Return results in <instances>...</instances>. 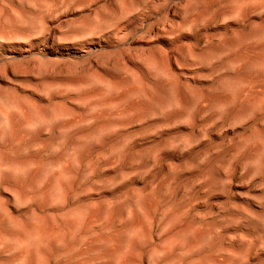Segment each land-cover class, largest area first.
Masks as SVG:
<instances>
[{
  "label": "rangeland",
  "instance_id": "374dc122",
  "mask_svg": "<svg viewBox=\"0 0 264 264\" xmlns=\"http://www.w3.org/2000/svg\"><path fill=\"white\" fill-rule=\"evenodd\" d=\"M0 264H264V0H0Z\"/></svg>",
  "mask_w": 264,
  "mask_h": 264
},
{
  "label": "bare ground",
  "instance_id": "6f19581e",
  "mask_svg": "<svg viewBox=\"0 0 264 264\" xmlns=\"http://www.w3.org/2000/svg\"><path fill=\"white\" fill-rule=\"evenodd\" d=\"M38 225H39V224H38ZM55 227H56V226H55ZM36 229L38 230V228H36ZM39 229H40V228H39ZM48 229H49V228H48ZM41 230H42V229H41ZM38 232H39V230H38ZM41 232H42V231H41ZM41 232H40V233H41ZM50 233H51V231H50ZM53 233H54V232H53ZM42 234H43V232L41 233V235H42ZM37 235H38V234H37ZM37 237H39V238H40V236H39V235H38ZM37 237H36V238H37ZM55 237H56V236H55ZM60 237H61V236H60ZM50 238H51V237H50ZM51 239H52V238H51ZM19 244H20V243H19ZM22 244H23V243H22ZM117 263H118V262H117Z\"/></svg>",
  "mask_w": 264,
  "mask_h": 264
}]
</instances>
